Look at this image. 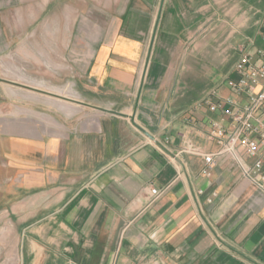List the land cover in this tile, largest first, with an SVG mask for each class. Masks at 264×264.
I'll return each mask as SVG.
<instances>
[{
    "label": "crops",
    "instance_id": "crops-1",
    "mask_svg": "<svg viewBox=\"0 0 264 264\" xmlns=\"http://www.w3.org/2000/svg\"><path fill=\"white\" fill-rule=\"evenodd\" d=\"M94 4L85 19L65 8L73 43L57 50L73 56L55 68L103 113L0 126V264H264L254 158L205 172L203 155L221 147L214 122L232 127L227 99L249 101L227 81L243 54L264 61V0Z\"/></svg>",
    "mask_w": 264,
    "mask_h": 264
},
{
    "label": "rangeland",
    "instance_id": "rangeland-1",
    "mask_svg": "<svg viewBox=\"0 0 264 264\" xmlns=\"http://www.w3.org/2000/svg\"><path fill=\"white\" fill-rule=\"evenodd\" d=\"M95 1L14 0L0 8V126L29 119L68 131L103 113L95 106L105 101L92 102L86 86L81 89L68 70L55 68L73 56L57 50L66 39L73 43V36L60 35L65 8L85 19Z\"/></svg>",
    "mask_w": 264,
    "mask_h": 264
},
{
    "label": "built area",
    "instance_id": "built-area-1",
    "mask_svg": "<svg viewBox=\"0 0 264 264\" xmlns=\"http://www.w3.org/2000/svg\"><path fill=\"white\" fill-rule=\"evenodd\" d=\"M236 70L238 79H229L227 86L238 95L246 94L249 101L245 105L228 98L232 105L225 112L231 117V128H225L214 122L209 137L220 144V149L213 153H205V168L207 172L217 163V159L225 153L237 156L242 149L248 156L254 158L252 165L245 167V175L259 188L264 190V61L253 62L249 54H243ZM220 104L212 106L213 109ZM188 152L201 153L199 148L188 145ZM152 193L157 196L162 190L153 187Z\"/></svg>",
    "mask_w": 264,
    "mask_h": 264
}]
</instances>
